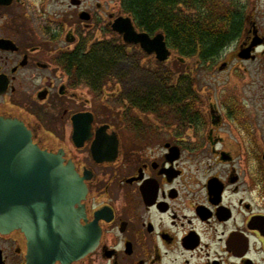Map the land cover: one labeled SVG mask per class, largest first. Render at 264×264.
I'll return each mask as SVG.
<instances>
[{"label":"flooded vegetation","instance_id":"flooded-vegetation-1","mask_svg":"<svg viewBox=\"0 0 264 264\" xmlns=\"http://www.w3.org/2000/svg\"><path fill=\"white\" fill-rule=\"evenodd\" d=\"M244 4L229 9L239 27L216 52L215 98L166 73L177 97L146 104L141 75L98 88L65 68L109 34L125 46L121 5L0 0V117L74 164L88 186L81 223L100 230L94 251L55 264H264V0ZM28 258L24 232L0 234L2 264Z\"/></svg>","mask_w":264,"mask_h":264},{"label":"water","instance_id":"water-1","mask_svg":"<svg viewBox=\"0 0 264 264\" xmlns=\"http://www.w3.org/2000/svg\"><path fill=\"white\" fill-rule=\"evenodd\" d=\"M113 27L159 62L172 54L163 33L139 31L129 17ZM87 194L73 163L36 143L24 122L0 117V234H26L29 264L72 262L96 249L100 230L81 223Z\"/></svg>","mask_w":264,"mask_h":264},{"label":"trees","instance_id":"trees-1","mask_svg":"<svg viewBox=\"0 0 264 264\" xmlns=\"http://www.w3.org/2000/svg\"><path fill=\"white\" fill-rule=\"evenodd\" d=\"M244 3L243 0H235L228 6L222 0H121V7L132 16L141 31L150 35L163 32L170 48L180 57H196L200 63H208L216 60V52L230 42L238 30L239 23L229 9L245 7ZM127 56V47L114 41L98 43L90 49L80 47L70 52L65 68L78 80L99 88L110 80L114 68ZM130 71L143 76L137 60L131 64ZM167 77L162 75L154 81L150 79L151 86L148 85L147 91L142 93V103L158 104L165 102L160 100L161 97H177ZM156 85L157 92H154L152 89Z\"/></svg>","mask_w":264,"mask_h":264},{"label":"rangeland","instance_id":"rangeland-1","mask_svg":"<svg viewBox=\"0 0 264 264\" xmlns=\"http://www.w3.org/2000/svg\"><path fill=\"white\" fill-rule=\"evenodd\" d=\"M110 10H116L120 8L121 1L120 0H103ZM225 5L231 6L233 5L235 0H222ZM246 1V0H243ZM67 10V6L62 7V11ZM64 13V12H63ZM109 39L107 42L111 40H117V38L112 37L111 34H109ZM118 44V43H117ZM120 45V44H118ZM126 47V46H125ZM128 49V56L126 59H123L119 62V66L114 68L112 72V77L115 80L118 75L127 74L128 72L132 75H141L139 72H132L131 64L137 60L139 61V65L141 67V72L143 76L146 78L145 80L137 81L135 83V94L138 92H145L147 90V86H151L149 84L152 79H156V77L166 76V73H173V78L171 80V83L173 85L181 86V89L188 88L191 89L195 87L198 93L204 94V99L209 98L211 96L212 98H215L216 94V60H212L210 63H196L197 59L196 57L187 59L186 63L180 64L179 61H177V54L174 52L172 57L173 59L166 64L162 65L159 64L154 57L146 55L144 53H141L135 46L127 47ZM186 60V59H185ZM186 75V76H185ZM110 78V79H111ZM177 86V87H178ZM157 85L153 89L154 92H157ZM114 88L108 86V90L111 92ZM85 96L88 98H92V100H99V97H101L104 101L107 97V93L104 92L99 97L95 94H89L88 91L84 88ZM98 101V102H99ZM111 101L113 105V111L115 113L116 109V99L109 100ZM109 113V112H108Z\"/></svg>","mask_w":264,"mask_h":264}]
</instances>
